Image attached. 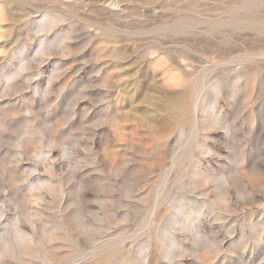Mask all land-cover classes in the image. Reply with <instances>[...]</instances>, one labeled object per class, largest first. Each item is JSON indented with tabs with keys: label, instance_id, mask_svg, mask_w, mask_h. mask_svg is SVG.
<instances>
[{
	"label": "rangeland",
	"instance_id": "374dc122",
	"mask_svg": "<svg viewBox=\"0 0 264 264\" xmlns=\"http://www.w3.org/2000/svg\"><path fill=\"white\" fill-rule=\"evenodd\" d=\"M3 234L0 264H264V0H0Z\"/></svg>",
	"mask_w": 264,
	"mask_h": 264
},
{
	"label": "bare ground",
	"instance_id": "6f19581e",
	"mask_svg": "<svg viewBox=\"0 0 264 264\" xmlns=\"http://www.w3.org/2000/svg\"><path fill=\"white\" fill-rule=\"evenodd\" d=\"M173 77H175V76H173ZM176 78V77H175ZM170 79H171V77H170ZM172 80V79H171ZM178 80V79H177ZM205 192V191H204ZM229 193V192H228ZM19 233V232H18ZM4 238V245H5V247H7V248H9V249H12V248H14L15 247V242L13 241V239L10 237V235H0V238ZM18 237H20L21 238V234H20V236H18ZM15 238V237H14ZM18 240V239H17Z\"/></svg>",
	"mask_w": 264,
	"mask_h": 264
}]
</instances>
